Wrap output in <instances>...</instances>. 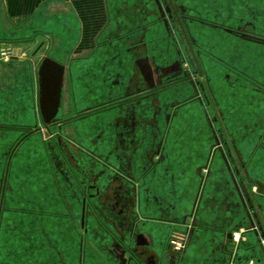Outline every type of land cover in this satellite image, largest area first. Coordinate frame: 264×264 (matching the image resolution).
<instances>
[{"label":"crops","instance_id":"obj_1","mask_svg":"<svg viewBox=\"0 0 264 264\" xmlns=\"http://www.w3.org/2000/svg\"><path fill=\"white\" fill-rule=\"evenodd\" d=\"M178 2L204 20L214 22L190 25L192 35L206 54L204 61L208 72L209 66H217L218 69L233 67L240 75L250 78L251 75L238 58L235 57L237 64L227 63L228 52L218 40H221L219 36L224 38V34L236 37L249 46L264 47V41L244 40L223 29L224 26L233 29L250 22L258 33L255 24L260 21L264 25V0ZM224 12L230 13L232 17L237 14V23L229 24L223 17L214 15ZM257 35L264 36V32ZM2 48H8L12 55L8 60L0 57V94L6 85L16 84L20 76L24 77L31 89L29 99L19 101L13 114L16 121L7 125L6 132L18 130L19 124L34 125V117L41 122L44 115L41 102L45 101L48 107L52 105V94L55 90L59 93L62 91L66 75L73 97L70 104L65 102L64 97L63 107L69 109L72 105L73 108L80 109L97 100L96 94H103L100 98L104 100L109 98L107 95L115 97L129 94L162 83L161 74H167L166 71L174 61L173 47L159 22V12L154 0H0V53ZM263 73L264 70L261 71ZM53 74L59 77L55 83L56 88L44 92L41 81ZM115 77L116 82L113 80ZM257 82L264 85L263 79L257 78ZM181 89L184 91L186 87ZM252 91L264 95V89L254 88ZM41 93L48 95L42 97ZM245 93L252 95L250 91L245 90ZM85 95L86 100H82ZM9 109L8 107L4 110L6 116L11 113H8ZM5 113L0 111V119L5 120ZM143 118H146L145 111ZM1 125L0 123V131L3 128ZM5 136L3 134L1 139ZM247 138L251 140L250 137ZM262 147L264 150V144ZM215 152L212 150L208 155V174L204 177L203 191L195 213L197 227L181 234L184 247L179 259L175 260L166 255L168 235L163 227L167 223L166 218L161 216L160 208L157 212H149L145 198L142 197L141 219L137 221L133 233L126 237L122 234L121 237L138 253L144 264H244L243 258L252 253L253 247H248L247 244L252 241L258 243V240L251 228H248L249 220L226 163L223 167L214 165ZM174 156L186 158L188 163L195 156L203 157L204 152L185 148L176 151ZM233 156L239 162L243 160L242 151ZM14 157L15 153L10 152L0 183L1 199L2 187L7 178L3 206L7 202L11 180V170L8 169L7 173V166L10 161L12 164ZM251 159L237 163L236 171L243 169L247 175L246 185L242 183L241 173H237L236 177L242 190L247 189L248 194L249 190L252 192L256 189L255 193L252 192L255 202H249L248 206L256 221L259 220V215L264 221V179L259 183L254 180L252 173L256 169L251 166L254 161ZM185 168L186 171H193L192 166ZM26 203L33 204L32 201ZM3 206L0 216V264H71L67 263L69 250L74 253L73 264H135L130 258H125V263H121L118 257L113 256L112 240H106V233L92 218L86 220L84 237L78 236V232L74 231L78 218L75 214L69 217L67 214L56 216L55 213L43 212L38 215L28 211L29 213L21 214L19 224L15 220V228L11 230L7 224L4 228ZM34 216H39L40 221L42 220L45 235L34 237ZM54 218L55 223L50 221ZM172 221V224H176L175 220ZM81 222L82 213L79 225L84 229ZM56 223L57 241L51 239L50 225L56 226ZM27 231L31 232L30 237L27 236ZM229 233L233 235L232 240L227 238ZM100 236L105 241L100 239L102 242H99ZM66 238L74 240L69 250L66 247ZM244 238L246 239L243 242ZM252 261L251 256L250 264Z\"/></svg>","mask_w":264,"mask_h":264},{"label":"rangeland","instance_id":"obj_2","mask_svg":"<svg viewBox=\"0 0 264 264\" xmlns=\"http://www.w3.org/2000/svg\"><path fill=\"white\" fill-rule=\"evenodd\" d=\"M214 15H217L218 18L223 17L229 24L235 25L236 20H238V18L236 19L237 14L235 17L225 12ZM255 28H257L258 33L255 32L257 34L264 32V25L260 21L257 25L255 24ZM178 36L180 38L179 34ZM223 36L224 38L219 36L221 40L218 42L228 52L227 63H236L235 57L238 58L245 65L244 67L251 75L250 78L234 73L233 67H219L218 69L217 66H209L216 96V107L214 104L206 103V101L203 104L196 100L197 94L190 86L186 87L184 91L180 87V89L174 88L148 99L147 106L151 104L153 107L150 110L147 109V114L151 118L147 120L136 119L135 131L140 125L141 132L144 134L143 137L146 135L143 147L146 151L149 150V152L147 151L148 158H152L155 150L160 147L162 149L160 167L150 175L146 183L142 181H137V183L141 186L139 191L145 198V205L149 212L153 213L155 210L157 212V209L160 208L162 217L176 221V224L164 223L166 225L163 227L166 228L167 235L169 231L171 233L173 230H176L179 235L185 234L188 233L189 229L197 227L195 222L197 209L195 210V208L200 197L204 177L208 174V155L212 150L216 151L214 165L221 167L225 166L223 152L235 169H238L237 163L241 164L243 160L248 162L251 158L254 159L251 164L256 169L254 174L252 173L254 180L259 183L264 179V150L262 147L264 144V95L252 91L254 88L264 89V85L257 82V78L264 80V73L261 74V71L264 70V47L261 45L249 46L246 42L237 40L236 37H229L224 34ZM182 44L184 47V43ZM184 50L186 51V47ZM189 63H191L189 60L183 63L182 68H189L191 65ZM254 79L256 81H253ZM67 80L68 78H66V82ZM61 90L60 93L55 90L52 94L53 104L50 108L54 118L68 117L74 112L72 105L69 109L63 107L65 104L63 103L64 97H66L65 102L72 103V93L68 87L65 90L69 93L67 91L65 93L63 88ZM245 90L250 91L252 95L249 94L248 96ZM30 91L31 89L27 86L24 77L20 76L16 84L6 85L0 94V111L5 113L4 110L9 107L8 113L11 112L7 116L5 113V120L0 119L1 127H3L0 131V183L8 155L10 152H14L12 148L16 141L35 124L41 125V122L34 117V125L23 126L19 124L18 130L6 132L7 125L16 121L13 114L19 106V101L21 99L27 101ZM254 94L255 96H253ZM202 95L201 93L200 96L202 97ZM86 98L85 95L82 100H86ZM192 98L193 101L190 104L179 109L176 108L180 103H185ZM117 113V115H113V120L118 116L119 122L117 123V120L113 121L112 118L108 120L105 115H99L95 118L65 125L62 134L60 127H53L52 132L54 136L58 134L64 136L61 139L62 150L82 182L101 186L102 197L95 200V203L100 209L101 215L114 228L119 237L122 234L126 237L131 233L133 203L138 188L98 162L86 150L96 152L99 156L105 157V159L125 170L126 165L122 160L123 154L119 153L118 150L134 146L127 144L129 142H126L125 139L122 142V139L125 138L122 134L127 132L124 123L128 120L127 115L129 113L125 109L117 110ZM122 113L123 115H121ZM124 127L125 129H123ZM43 133L44 135L36 134L24 141L15 151L12 164L11 161L8 164V169L11 170V180L7 202L4 203L2 212V215L5 214L4 228L7 224L8 228L13 230L15 220L17 219L19 224L18 220H21V214L28 211L38 215L43 212L55 213L56 216L67 214L69 217L75 214L78 218L75 221L74 231L78 232V236L84 237V229L79 225L83 202L81 189L64 164L55 141L47 132L43 131ZM3 134L6 136L1 139ZM247 137H250L251 140H248ZM72 139L82 144L85 149L74 145ZM217 141H219V146L223 152L218 148ZM185 148L194 149L195 152H204V156H195L192 158L193 161L188 163L185 161L186 158L174 156L176 151ZM237 150L238 152L242 151L243 154V160L240 162L237 158L236 162L231 156L238 154ZM185 166H192L193 171H186ZM129 174L134 178H139L138 172L130 171ZM243 192L246 198H249L247 189ZM252 192L255 193L256 189ZM117 197L131 200V204L126 207L124 213L121 212L124 207L123 203L115 205V200H117L115 198ZM155 198L159 199L161 204L154 201ZM27 201H32L33 204H28ZM33 219L36 222L33 230L34 237L45 235V226L42 225L40 217L34 216ZM129 219L131 222H128ZM50 221L55 223L56 218ZM50 225L51 239L57 241V223L56 226ZM248 228H251L250 224H248ZM27 234L30 237L31 232L27 231ZM105 238L110 242L107 235ZM71 239L66 238L68 250L73 246L74 240ZM98 239L99 242L105 241L102 236ZM111 244H113L112 241ZM247 245L253 248L252 253H248L243 258L244 264H250L251 256L253 259L251 264H264V256L258 243L252 241ZM111 251L113 252L112 249ZM67 252V263L73 264L74 253H70V250ZM113 254L116 258L118 257V253L113 252Z\"/></svg>","mask_w":264,"mask_h":264},{"label":"flooded vegetation","instance_id":"obj_3","mask_svg":"<svg viewBox=\"0 0 264 264\" xmlns=\"http://www.w3.org/2000/svg\"><path fill=\"white\" fill-rule=\"evenodd\" d=\"M160 2L162 4L165 15L164 17H162V14L158 10L159 22L161 23V26L165 30L166 36L171 42V45L173 47V56H174L173 64L166 71L167 74H165V72L161 74L162 83L153 85L151 87H147L145 90L133 92L129 94L116 95L115 97H111L107 95L109 98L104 100H101L100 98L102 97L103 94H96V96H98V99L96 98L97 100L91 101L89 105L80 109L74 107L73 114L63 118L61 117L54 118L51 108L45 106L46 104L45 101L43 102L44 105L41 102V106H45L44 107L45 110L48 111L46 115H43L41 117V125H40L41 127L35 124L31 129L27 130L22 137L18 139V141L14 144V147L12 148V150L15 153L17 148L31 135L41 134L43 131L47 132V134L50 135V137L55 141V144L58 147V150L63 158L64 164L66 165L67 169L69 170L76 184L81 189V193L83 196L82 215H83V211H85L84 226L82 225L81 222L82 227H84L85 230L86 220L92 218V220H94V222H96V224L100 226V229L103 230L106 233V235L112 240L114 245L113 250L114 252L118 253V258L120 259L121 263L122 262L125 263L124 260L125 258H130L135 264H144L140 260L138 253H136V251H134L130 246H128L126 242H124V240L121 237H119V235L114 230V228L111 225H109L107 220L103 217V215H101V211L95 203V200H98L100 197H102L101 186L97 184H87L85 182H82L79 176L75 173L73 167L71 166L69 160L66 158L65 153L62 150L61 139L64 138V136H62L61 134L63 127L72 122L95 118L98 117L99 115H105V117L108 120L109 118H112L113 120L114 116L118 114L117 110L119 111L121 109H125V111L129 113L127 115L128 120H126L124 123L127 128V132H124L125 134L124 133L122 134L123 136H125V138L122 139V142L125 139L126 142H129L127 144L133 145L134 147L118 150L119 153L121 152V154H123L122 160L127 166L124 167L125 170L121 169L116 164L110 162L108 159H105V157L99 156L96 152L91 151L89 149L86 150H88L90 156L95 158L98 162H101L110 170L114 171L116 174L124 178L125 181H127L129 184L131 183L138 188L136 190V196L134 197L135 202L133 203L134 213H133V218H131V221L133 222H131L130 219L128 220V222H131L130 231L131 233H133L137 221L141 219L140 205H141L142 195H141V191H139L141 186L137 183V181L138 182L142 181L146 183L150 175L153 172H155L156 169L161 165V152H162L161 147L154 151V153L152 154V158H148L147 151L149 152V150L146 151L143 147L145 142V136L143 137L144 134L141 132V129L139 127L140 125L138 126L137 131H135L137 124L136 119L147 120L151 118L147 114L148 112L147 109L150 110L153 107L151 104L147 106V100L159 93L168 91L170 89L190 86L197 94L196 100H199L203 104L206 101V103L214 104L216 107V96L214 92L213 82L205 66V61H204L206 54L200 49V46L197 43L196 38L192 35L193 33L191 32L190 29L191 24H197V23L210 24L214 22L204 20L198 14L190 12L184 5L180 4L178 0H160ZM165 20L167 21V25L164 23ZM181 25L183 26V29L186 32L187 38L183 34ZM252 27H253V23L250 24V22H248V24L244 23L243 25L237 28L230 29L224 26L223 29L226 32L232 33L235 36L240 37L244 40L258 41V42L264 41V36L257 35V33H255ZM178 34L180 35V38ZM182 43H184V47H186L187 53L184 50ZM188 60L191 62L189 63L191 65L189 66V68L183 69L182 64ZM197 62L201 68V71H199L197 68ZM233 71L234 73H238L240 75L239 71H236L235 69ZM57 76L53 74L52 77L48 79L44 78V80L41 81V85L43 86L42 88H44V92L45 91L47 92L48 89L55 90L56 88L55 83L59 78ZM66 78H68V75L64 77L65 84L63 88L66 89L68 87L70 90L69 78L67 82H66ZM113 80H115L116 82L117 78L115 77L113 78ZM201 93L203 94L202 97L200 96ZM143 101L144 103H141ZM192 101L193 98L185 103H180L178 106H176V108L179 109L182 106L190 104V102ZM51 104H53V101H51ZM144 111L146 112L145 119L143 118ZM121 115H123V113ZM115 118L116 119H114L113 121L117 120L116 123L119 122V119H117L118 116ZM53 127H60L59 129L61 130V134L56 135V137L52 135L50 129H53ZM123 129H125V127ZM52 136H54L55 139ZM72 141L74 142V145H78L85 149V147L82 144L77 143L73 139ZM18 143L20 144L18 145ZM129 165L131 167H128ZM230 166L233 169L235 176L238 175L236 169L231 164ZM130 171H132L133 173L138 172L139 178H134V176H131L129 174ZM202 191L203 190L201 188L200 197L199 200H197L195 210L199 205ZM115 199H117L115 200V205H119L123 203L124 207L121 210L122 213H124L126 207H128L131 204V200L129 201V199L127 200V198L119 199V197H117ZM155 201L158 202V204H161L159 199L155 198ZM165 221H167L168 224L173 223V221L170 219H165ZM174 239L175 241L184 240L182 235H179L176 230H173L171 233L169 231L167 244H166V255L177 260L181 256L180 252L182 250L177 251L174 248L173 246Z\"/></svg>","mask_w":264,"mask_h":264},{"label":"water","instance_id":"obj_4","mask_svg":"<svg viewBox=\"0 0 264 264\" xmlns=\"http://www.w3.org/2000/svg\"><path fill=\"white\" fill-rule=\"evenodd\" d=\"M155 3L158 7V10L159 12L162 14V17H164V11H163V7H162V4L160 2V0H155ZM164 23L167 25V21L165 20ZM181 29L183 30V34L184 36L187 38V35H186V32L184 31L183 29V26L181 25ZM197 68L199 71H201V68L197 62ZM48 95V93H42V97H46ZM42 104L44 105V103L42 102ZM46 106V105H45ZM45 106H42V113L44 115H46L48 113L47 110H45ZM20 143H18L19 145ZM217 144L219 145V141H217ZM219 149L221 150V152H223L222 148L219 147ZM14 153V152H12ZM223 157H224V160H225V163L227 165V168L231 174V178L233 180V183H234V186L236 188V191H237V194L240 198V201L242 203V206L246 212V215H247V218L249 220V223H250V227H251V230L254 232L257 240H258V246L264 256V221L261 217V215L258 216L259 220L256 221V217L254 216V213L252 212V209L248 206V203L249 202H255L254 200V197H253V193L249 190V198H246V195L245 193L243 192L242 188H241V184L239 183V181L237 180L236 176H235V173L233 172V169L231 168L230 166V163H229V160H228V157L226 156V154L223 152ZM241 174H242V183L245 184L246 183V173L244 172V170L240 169L238 170ZM237 171V173H238ZM7 173H8V166H7ZM6 184H7V178H5L4 180V184H3V187H2V192H1V199H0V216H1V210H2V206H3V201H4V196H5V190H6ZM246 185V184H245ZM255 208V206H254ZM84 218H85V211H83V215H82V225L84 226ZM261 225V226H260ZM227 238L229 240H232L233 239V235L231 233L228 234Z\"/></svg>","mask_w":264,"mask_h":264},{"label":"built area","instance_id":"obj_5","mask_svg":"<svg viewBox=\"0 0 264 264\" xmlns=\"http://www.w3.org/2000/svg\"><path fill=\"white\" fill-rule=\"evenodd\" d=\"M11 52L9 51L8 48H2L0 57L3 60H8L11 57ZM264 242V241H263ZM173 246L177 251H181L184 247V244L182 241H173Z\"/></svg>","mask_w":264,"mask_h":264},{"label":"bare ground","instance_id":"obj_6","mask_svg":"<svg viewBox=\"0 0 264 264\" xmlns=\"http://www.w3.org/2000/svg\"><path fill=\"white\" fill-rule=\"evenodd\" d=\"M50 129V128H49ZM50 131H51V133H52V130L50 129ZM52 135H53V133H52ZM53 138H55L54 136H52ZM232 157H234L233 156V154L231 155ZM234 160H236V158L234 157ZM238 173H240L239 171H238ZM174 241H175V239H174Z\"/></svg>","mask_w":264,"mask_h":264}]
</instances>
